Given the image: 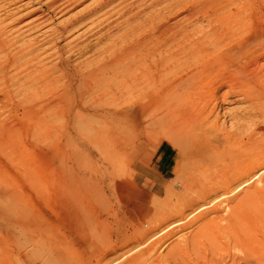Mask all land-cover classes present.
Wrapping results in <instances>:
<instances>
[{"label": "rangeland", "instance_id": "374dc122", "mask_svg": "<svg viewBox=\"0 0 264 264\" xmlns=\"http://www.w3.org/2000/svg\"><path fill=\"white\" fill-rule=\"evenodd\" d=\"M46 1L48 0H0V17L3 18L5 16L3 19H0V26L5 27V25H8L10 27V29L8 26L5 27V37L8 36L7 38L10 39L9 42L12 40L10 43L16 48L23 43L14 44L16 40L21 37H24L23 39L25 41L32 40L31 43L34 42L33 46L37 48L29 58L32 59L31 61H27L29 60L27 58L25 61H19L18 58H15V63L10 62V60L5 57L10 51V53L16 54V50L13 48L14 46H11L13 49L10 48V51L6 50L8 51L6 53L0 51V55H3L0 57V264H101L102 262L103 264H108L113 260L110 259L111 261H109L108 259L115 256L121 259L118 264H125L126 261L133 258L134 252L132 251V253L128 251V249H131V247L135 245L141 231L151 226L156 227L158 220H174L178 210L181 211L187 208L186 211H189V207L193 205L194 200L198 196L195 192L197 179L195 180V185L193 184L194 180H189L190 183L187 182L188 184H186L187 178L178 175L182 171L179 154L170 151L168 155L166 152L156 151V72L158 71L159 74L162 70L163 72L161 71L159 74L162 77L164 76L163 74H165L164 72H167L164 78L172 79V77L174 78L176 76L174 72L175 69L172 68L173 70L171 72H174L172 75L171 73L169 74L167 70L170 68L169 66L171 63L172 65H176L178 63L176 60H179V65L183 61V56H187L188 59L185 58L187 60L190 58L191 60H189V62L185 60L188 66L192 67L194 64L193 61L195 60L194 55L196 54L186 53V55H182V58L180 57L181 59L175 60L172 58L173 61L172 59L168 60L170 55L166 54L165 51L163 55H169V57L167 56L168 59L166 56H160L158 51V53L154 51L156 50V28L161 26L164 22L170 24L182 20L183 22H181L184 24V17L187 15L185 23L187 27L191 26V29L188 28L189 34L192 32L191 37L194 36V38H199L203 34L209 39L214 37L215 33L219 38L220 35L223 34H229L230 38H236L242 35L244 33L243 31L248 27L253 26V22L255 21L253 20V13L264 10V0H227L228 2L226 0H160V2L159 0H125L126 2H122L124 0H111L110 2L112 3H109L107 5L108 7L104 8V12H101L103 11L102 9L98 12L99 14H94L95 17H91V20L89 19L86 21L87 25L84 22L83 24L76 25V28L74 27L73 29L67 27L68 32L64 31V35H60L59 37L56 36V38H60H57V40L55 36H48L49 34L53 35L50 32L52 29V33H55L54 28L56 30L61 29V26H64L69 18L72 19L75 16L77 17L79 14L86 11V8L89 9L106 0H68L69 2L56 4L52 8L47 5ZM211 1L214 3L211 4L212 6L210 5ZM236 1H238V3ZM7 2L10 3L6 4ZM171 2H173V5ZM176 2L177 5L175 7ZM178 2L182 3L179 4ZM233 2L234 4L232 5ZM64 3L65 5L63 6ZM186 4L188 5V9ZM180 5H184L182 6L183 8L181 7L179 9ZM116 6H119L121 9ZM123 6H125V9ZM255 6L257 7L256 9H254ZM239 9L241 11L240 13ZM34 10H36V12L26 14ZM166 10L168 12L170 11V13ZM173 10H175L174 13L172 12ZM222 10L228 12L232 11L233 13L236 12L238 15L240 14L239 16L233 17L238 24L239 22L242 24L237 30L235 29L233 34L227 31L222 19H220L219 16H215L216 14L214 15L216 11L218 13ZM130 11L131 13H129ZM39 13L40 15H38ZM149 13H151L152 16L149 15ZM171 13L173 15L167 18ZM7 14H11V16ZM159 14L162 15L160 16L161 19L159 18ZM157 15L158 18H156ZM17 18H19V22L11 26L10 23L12 19ZM144 18L148 20L147 23L149 25ZM93 21H95L94 25L91 23ZM262 21L263 20H261L260 23ZM16 24V28L20 26L18 29L21 33L23 31L22 29H26L23 31V35L19 33L18 29L16 30ZM31 24H33V27ZM36 24H40V26L38 25L37 27ZM233 24L234 23L230 24L232 28H234ZM89 30L91 31L89 32ZM151 31H153V35ZM48 32L49 34L46 35ZM10 33L13 35H18L19 33L20 37L17 38V35L13 37ZM100 33H102V35H100ZM70 35L71 40H68L70 39ZM25 36H27V38ZM30 36H32V38ZM121 36L123 37L122 39L119 38ZM147 36H149L148 39ZM150 36L153 37L150 38ZM29 37L30 39L28 40ZM130 37L132 38V40H130L131 43L134 41L132 44L136 43L138 40L141 41V39L144 42L142 44H146L144 46H138L139 49L137 45L130 44V41H128ZM66 39L69 43H66ZM160 39H162V37ZM153 40H155V42H153ZM53 41L55 42L52 44ZM124 41H127L126 45ZM225 41H222L223 44L221 43V46L217 45L218 47L216 46L214 51L211 49L210 53L215 55L221 51ZM44 42H46V44ZM110 42L111 44H109ZM104 43H106L107 46H112L106 51V49H103ZM114 43H120L122 46L120 44H115V46H118H116V48ZM81 44L88 46L87 50H81L84 46ZM80 45L81 47H79ZM43 46L45 49H41ZM55 46H57L60 51ZM141 47L142 49L143 47L146 49H143L142 52ZM150 49L154 50L151 51ZM128 51H130L131 54H129ZM104 52L105 54H103ZM124 52L126 54L128 52V58H126L127 55ZM39 53H42L43 56ZM144 54H148L146 55L147 58H149V55L153 58H149L150 61L152 60V63L149 61L151 64ZM223 54L221 53L219 56ZM141 55L144 56L142 57ZM245 55L243 54L242 57L240 56L238 58L239 64L241 63L242 66L246 65V67L251 65V68H246L249 70V73L259 72L260 69H262L261 65L263 64L264 66V61L261 60L255 67L250 63L247 65L246 61L251 58V55ZM9 56H11V54H9ZM121 56H124L126 60L124 57L122 59ZM139 56H141L140 59ZM162 57L165 58V61L161 62L160 60L163 59ZM157 59L161 63H165L161 65ZM142 60L144 63H138V61L141 62ZM153 60L155 61L154 65H152L154 62ZM37 61L41 64L37 63L38 65H35L34 63ZM114 61L117 63L114 64ZM118 62L120 65H118ZM228 63L227 61L220 62V67L222 68L221 74H224L221 80L217 78L218 80L212 82L214 86H218V84L222 82L221 86L223 87L220 88L218 95H224L226 92L225 88H228L227 92H229L230 88H232L230 91L239 89L240 86L237 87V84L241 85L242 82L241 80L233 78V74L228 68L223 70L224 66L229 65ZM165 64H168V67ZM24 65L25 67H23ZM3 66L5 68L8 66L9 69H5ZM13 66L17 68L14 69ZM28 66H32V68H27ZM165 68H167L166 71L164 70ZM183 68H185V65H183L181 69L177 67L178 72ZM7 69L9 71H7ZM263 69L259 74L262 75V79L264 80ZM2 71L7 72L5 73ZM19 71L22 73L20 74ZM27 71L30 72V74ZM16 72H18L19 75ZM101 72L103 73L100 74ZM105 72L107 74H105ZM225 72L231 73V76ZM115 73H117V75ZM3 74L6 75L4 76ZM33 74L34 76H31ZM89 74H91V76ZM11 75H15V77L13 78ZM102 75L103 77L106 75L105 78L107 79L103 78ZM107 75L109 77H107ZM21 76L22 78H20ZM128 76L129 78L127 79ZM23 77H26V80ZM32 79L36 81L34 82ZM17 81H19L18 84L19 86L21 85L20 87H25V85L28 84L29 88L27 85V89L22 88L21 90L19 86L17 88ZM216 81H218V83ZM239 81L241 82L239 83ZM21 83L25 85L23 86ZM6 88L10 90V97H5L3 95V92L7 90ZM78 89L87 91V93H84L86 96L83 94L81 97H78ZM70 90L72 94L69 93ZM241 95L242 94H233L232 96V94H229L231 98L226 96L229 100L225 98L227 103L222 100L224 102L222 107L220 105L222 103L220 99L215 102L211 100L210 102L213 105L217 103L215 110L217 109L219 111L220 109V112L214 110V113L208 118L210 122L206 120L203 123L208 121L207 124L205 123L204 125H207L209 129H212L211 125L215 123L219 131H214V134L218 137L220 134H223L224 131H227L229 135H231V140L246 141L247 138H254L252 142L237 144V146L231 144L228 148L230 150H243L241 158L243 156L244 158L242 159L247 158L246 155H253V157L257 155L263 156L264 114H260L257 111L258 109H252V105H249L250 102L245 98L246 96L243 97L242 95V98ZM230 99L233 102H231ZM234 99L237 102H235ZM242 99H244V101ZM40 101H43V103ZM261 101H259L260 104L263 103ZM37 102L39 103L38 106H36L38 104ZM210 102L208 106L211 104ZM218 102L221 103L219 104ZM212 104L211 106H213ZM245 105H248L247 107L250 106L252 110ZM39 107H41L40 110H38ZM246 108L249 109L251 113L254 111L258 116L255 115L250 120L245 119L246 121L244 119L238 118L236 120L231 118L234 114L236 116L239 114H246V111L248 112ZM240 109L244 110V112H241ZM213 114H216L218 118L216 122L213 120L216 116H212ZM211 119L213 121H211ZM221 128H223V130ZM243 128L245 130H243ZM244 131L247 132L244 134ZM251 132H253V134ZM158 135H161V133H158ZM249 144L252 145V147L249 146ZM159 152L163 154H159ZM257 152H259V154H257ZM164 156L166 160V170L162 172L165 180L163 182L162 191L160 194L156 195L149 190L151 182L150 177H152L156 171L157 162L164 161ZM112 158L114 159L112 160ZM176 176L178 178H176ZM180 179L181 181L184 180L185 183L181 182ZM191 188L195 189L192 190ZM171 190L173 192H171ZM189 199L193 202L191 200L189 201ZM153 203L156 204L154 205ZM195 227L196 225H193L189 227L190 229L188 227L182 229L180 226H177L172 230L177 229L179 230L177 234H183L191 229L194 230ZM138 229L142 230L140 231ZM226 235L228 234L222 232L217 237V239L219 238L218 242L220 247L217 246V250H215L217 253L211 252L213 250H211L212 248L209 246L208 240L205 238L206 236L203 235V237H200L201 239L199 238L200 240L197 246L183 249L176 258L172 261H168L166 264H194L195 262V264L199 262L204 264V262L207 263L208 261L209 263L213 261V259L220 258L223 262L220 263L225 264L229 262L230 256L236 252V248H239V246H233L232 243L227 240L228 236L226 238ZM220 237L222 238L221 240ZM167 240L170 241L173 239L170 238L164 241L166 242ZM139 241L141 240L139 239ZM165 242H163V244H168V241ZM223 244L228 248L225 249V252L223 250ZM146 246H148V244H146ZM122 252L126 255L123 259L121 257ZM214 254H216V256H213ZM235 254H237V252ZM225 258H227V260H225ZM107 260L109 262H107ZM150 263L149 259L143 258L140 264ZM151 264H156V262Z\"/></svg>", "mask_w": 264, "mask_h": 264}, {"label": "bare ground", "instance_id": "6f19581e", "mask_svg": "<svg viewBox=\"0 0 264 264\" xmlns=\"http://www.w3.org/2000/svg\"><path fill=\"white\" fill-rule=\"evenodd\" d=\"M70 1V0H69ZM68 0H48L47 5L50 6L51 8L54 7V5L59 4V3H63V2H69ZM73 1V0H71ZM77 1V0H76ZM111 0H106L105 2L99 3L96 6H93L89 9L86 8V11L82 12L80 11L81 14H79L77 17H73L72 19L69 18L68 22L64 25L61 26V29H55V33H52L53 29L50 31L51 34L50 35L49 32L46 34L48 36H55V39L57 40V38L60 35H64L63 32H68L67 31V27H69L70 29H73L76 25H80L83 24L84 22L86 23L87 20H89L91 17H95L94 14L98 13L99 11H101L103 9L104 12V8L108 7L107 5ZM114 1V0H113ZM122 1V0H121ZM120 1V2H121ZM129 1V0H128ZM162 1V0H161ZM186 1V0H184ZM188 1V0H187ZM217 1V0H216ZM221 1V0H220ZM227 1V0H226ZM251 1V0H250ZM119 2V3H120ZM122 2H126L125 0ZM160 2V0H159ZM167 2V1H166ZM228 2V1H227ZM238 3V1H236ZM10 2H7L6 4H8ZM93 3V2H92ZM157 3V2H156ZM173 2H171L172 4ZM179 4H181L182 2H178ZM219 3V1H218ZM249 3V2H248ZM255 3V2H254ZM94 4V3H93ZM121 4V3H120ZM127 4V3H125ZM131 4V2H130ZM133 4V2H132ZM175 4V3H174ZM184 4V3H183ZM189 4V3H188ZM214 4L212 3V1L210 2V5ZM224 4V3H223ZM234 4V2L232 3V5ZM250 4V3H249ZM65 5V3L63 4V6ZM91 5V4H90ZM124 5V4H122ZM121 5V6H122ZM173 5V4H172ZM177 5V2L175 4V7ZM185 5V4H184ZM182 5V6H184ZM208 5V4H207ZM230 5V6H232ZM62 6V5H61ZM60 6V7H61ZM62 6V7H63ZM168 6V5H167ZM171 6V5H169ZM180 5L179 9L182 7ZM188 5L186 4V7ZM190 6V5H189ZM212 6V5H211ZM214 6V5H213ZM219 6V5H218ZM37 7V6H35ZM49 7V8H50ZM119 7V6H116ZM125 6H123L124 8ZM174 7V8H175ZM227 7V6H226ZM233 7V6H232ZM120 8V7H119ZM122 8V10H123ZM153 8V7H152ZM183 8V7H182ZM230 8V7H229ZM234 8V7H233ZM237 8V7H236ZM257 7L255 6L254 9H256ZM263 8V7H262ZM34 9V8H33ZM32 9V10H33ZM36 9V8H35ZM41 9V8H39ZM58 9V8H56ZM121 9V8H120ZM119 9V11H120ZM125 9V8H124ZM186 9V8H185ZM188 9V7H187ZM246 9V8H245ZM244 9V10H245ZM121 10V11H122ZM168 10V9H167ZM166 10V11H167ZM171 10V9H170ZM177 10V9H176ZM227 10V9H225ZM222 10L221 12L216 11V13H214L215 16H219L220 19H222V21L225 24V27L227 29L228 32H233L235 31V29L237 30L238 27H241V23L236 22V19H234V16H237L238 14H236V12H232V11H225ZM237 10V9H236ZM235 10V11H236ZM247 10V9H246ZM13 11V10H12ZM42 11V10H41ZM55 11V10H54ZM164 11V10H163ZM175 10H173L172 12L174 13ZM183 11V10H182ZM234 11V10H233ZM36 12V10L32 11L31 13L28 12L26 14H32ZM168 12V11H167ZM208 12V11H206ZM240 9H239V13H240ZM38 13V12H37ZM122 13V12H121ZM131 13V11L129 12ZM133 13V12H132ZM170 13V11L168 12ZM179 13V11H178ZM187 13V12H186ZM249 13V12H248ZM20 14V13H19ZM42 14V13H41ZM99 14V13H98ZM119 14V12H118ZM242 14V13H241ZM9 16H11V14H7ZM6 15V16H7ZM40 15V13L38 14ZM37 15V16H38ZM94 15V16H93ZM132 15V14H131ZM138 15V14H137ZM149 15H151V13H149ZM173 14L171 13V15H168L167 18L169 16H172ZM189 15V14H188ZM240 15V14H239ZM238 15V16H239ZM245 15V14H244ZM243 15V16H244ZM34 16V15H33ZM124 16V15H122ZM126 16V15H125ZM129 16V14H128ZM152 16V15H151ZM159 14V18H160ZM165 16V15H164ZM5 17V16H4ZM3 17V18H4ZM135 17V16H134ZM133 17V18H134ZM147 17V16H146ZM150 17V16H149ZM187 17V15H186ZM186 17H184V24L180 21V22H174V23H170L168 24L167 22H162L163 24L159 27L156 28V39L154 37V39L156 40V50L154 49H150L151 51H158L159 55L162 56L163 52L165 51L166 54L169 55H163V56H168L167 59L171 60L173 59H181L182 55H186V53H194L196 55L195 56V60L193 61L194 64L192 67L188 66L187 61L189 62V60H191L187 56H183V61L182 63H179V60H176V62L178 61V63L176 65H171L169 66L170 68L167 69L165 68L164 70L166 71V69L169 71L168 73L171 75L175 72V77L172 79H167L164 78L165 74L167 72H164L165 74H163L164 76L162 77L161 75H159L161 73V71L158 74V71L156 72V151H163L164 153L166 152L168 155L171 152H176L179 154V160L181 161V168L182 171L178 174L179 176H183L187 178L186 184L190 183L189 180H194V185H195V180L197 182L196 185V189L195 192L197 193V198L194 199V203L193 205H191V207H189V211H186V209L181 210V211H177L178 213H176V219L174 218V220H170V219H161L158 220L156 223V227H149L143 231H141L142 229H138L140 230V236L139 239L141 241L136 240L135 245H133L131 247V249L129 248L128 251H133V258H131L130 260L126 261L125 264H130V263H134V264H140L144 259H149L151 263H163L166 264L168 261H172L174 258H176L180 251H182L183 249H187L188 247H194L197 246L199 243V240L201 239L200 237L203 235L206 236L205 238H207L208 240V244L209 246L212 248L211 252H216L215 250H217V246L219 247V238L217 239V237L222 233L225 232L228 235H226L227 240L232 243L233 246H239V248H236V252L237 254H235L236 252H234V254H232V256H230V260L229 262H226L225 264H264V158L262 155H257L255 157H253V155H246L247 158H244V156L241 158V155L243 154V150L239 151L236 149H228L230 147L231 144H234L237 146V144H246L248 142H252V139L247 138L246 141H236V139L231 140V135H229V132L224 131L223 134H220V136L218 137L216 134H214V131H219L218 126H216V124L214 123V125H211V128L213 129H209V127L204 125L205 123L207 124V122L209 121L208 118L209 116L214 113L213 111L215 110V107L217 105V103H214V105L210 102L211 100H213L214 102L218 99H220L221 101L224 100H229L228 98H226V96L229 97V94H242L243 97L246 96L245 98H247L246 100H248L249 105H252V109L255 108L254 110H257L260 114H264V80L262 79V75L259 74V72H261V70L263 69V64L261 65L262 69H258L259 72H250L249 70L246 69V65L242 66V64H239V57L244 54H250L251 58L249 60L246 61L247 65L253 64V66H257L259 64V62L261 60L264 61V10L263 11H259V12H254L253 13V20H255L253 22V26L248 27L245 31H243L244 33L238 37H234V38H230L229 34H223L219 36H217L214 33V37L212 38H207L205 35H201L199 38L192 36L191 37V30H190V34L188 31V28L191 29L190 27H187V24L185 23ZM189 17V16H188ZM251 17V15H250ZM2 17H0L1 19ZM2 18V19H3ZM109 18V17H107ZM127 19V16L125 17ZM154 18V17H153ZM158 18V15L157 17ZM238 18V17H236ZM252 18V17H251ZM9 19V17H8ZM7 19V20H8ZM19 18L17 19H12L10 25L14 26L15 23H18ZM28 19V18H27ZM125 19V20H126ZM146 20V18H144ZM143 19V20H144ZM161 19V18H160ZM171 19V18H170ZM189 19V18H188ZM249 19V18H248ZM247 19V20H248ZM35 20V19H34ZM40 20V19H39ZM91 20V19H90ZM98 20V19H97ZM107 20V19H106ZM157 20V19H156ZM155 20V21H156ZM163 20V19H162ZM169 20V19H168ZM167 20V21H168ZM180 20V19H179ZM190 20V19H189ZM242 20V19H241ZM250 20V19H249ZM263 20L261 23L260 21ZM27 21V20H26ZM45 21V20H44ZM43 21V22H44ZM148 20H146L147 23ZM159 21V20H158ZM197 21V20H196ZM239 21V20H237ZM246 21V20H245ZM5 22V21H2ZM1 22V23H2ZM9 22V20H8ZM39 22V21H38ZM37 22V23H38ZM65 22V21H64ZM94 22L93 23L94 25ZM142 22V21H141ZM151 22V21H149ZM153 22V20H152ZM151 22V23H152ZM6 23V22H5ZM31 23V22H30ZM29 23V26H30ZM34 23V22H32ZM36 23V22H35ZM46 23V22H45ZM143 23V22H142ZM144 23V24H146ZM161 23V21H160ZM194 23V22H193ZM233 24L232 25L230 24ZM26 24V23H25ZM24 24V25H25ZM28 24V23H27ZM41 24V23H40ZM40 24H36V26L38 27V25L40 26ZM148 24V23H147ZM146 24V25H147ZM154 24V23H153ZM151 24V25H153ZM189 24V23H188ZM3 25V24H1ZM23 25V24H21ZM33 27V24H31ZM42 25V24H41ZM45 25V24H44ZM87 25V23H86ZM85 25V26H86ZM91 25V24H90ZM149 25V24H148ZM158 25V24H157ZM195 25V23H194ZM197 25V24H196ZM8 25H5V27H7ZM82 26V25H81ZM92 26V25H91ZM90 26V28H91ZM154 26V25H153ZM5 27L0 26V51H2V53H6L9 50L12 45V40L9 42V38L5 37L4 35V30ZM17 27V24L15 26V28ZM20 26H18L19 28ZM30 27V28H32ZM84 27V26H83ZM89 27V25H88ZM150 27V26H148ZM8 28L10 29V27L8 26ZM13 28V27H11ZM16 28V30L18 29ZM29 28V27H28ZM58 28V27H57ZM76 28V27H75ZM79 28V27H78ZM103 28V27H102ZM68 29V30H70ZM153 29V28H152ZM195 29V28H194ZM12 30V29H11ZM23 31L26 30L25 28L22 29ZM21 30V31H22ZM28 30V29H27ZM32 30V29H30ZM37 30V29H36ZM35 30V31H36ZM75 30V29H74ZM81 30V29H80ZM109 30V29H108ZM19 31V29H18ZM22 31V33L19 31L20 34H24V32ZM33 31V30H32ZM71 31V30H70ZM85 31V30H84ZM91 30H89L90 32ZM240 31V30H239ZM15 32V31H14ZM26 32V31H25ZM29 32V31H28ZM38 32V31H37ZM46 32V31H45ZM73 32V31H72ZM79 32V31H78ZM86 32V31H85ZM104 32V31H103ZM108 32V31H107ZM153 31H151L152 33ZM197 32V31H196ZM219 32V31H218ZM7 33V32H6ZM12 34L13 37L15 35H17V38L20 37V34ZM31 33V32H29ZM28 33V34H29ZM44 33V32H42ZM88 33V32H87ZM133 33V32H132ZM239 33V32H238ZM26 34V33H25ZM27 34V35H28ZM34 34V33H32ZM36 34V33H35ZM55 34V35H54ZM67 34V33H65ZM79 34V33H78ZM82 34V33H81ZM84 34V33H83ZM91 34V33H89ZM126 34V33H125ZM124 34V36H125ZM129 34V33H128ZM127 34V35H128ZM134 34V33H133ZM132 34V35H133ZM21 35V36H22ZM37 35V34H36ZM42 35V34H41ZM45 35V36H46ZM68 35V34H67ZM74 35V34H73ZM100 35H102V33H100ZM104 35V34H103ZM126 35V36H127ZM131 35V34H130ZM153 35V33H152ZM194 35V34H193ZM46 36V37H48ZM56 36H58L56 38ZM78 36V35H77ZM129 36V35H128ZM127 36V37H128ZM10 37V35H9ZM27 38V36H25ZM32 38V36H30ZM30 37L28 38V40L30 39ZM50 37V38H51ZM69 37V36H68ZM73 37V36H72ZM76 37V36H75ZM102 37V36H101ZM104 37V36H103ZM109 37V35H108ZM107 37V40H108ZM126 37V38H127ZM149 36H147L148 39ZM153 36H150V38ZM162 37V39H160ZM202 37V39H201ZM12 38V37H11ZM24 38V37H23ZM22 37L20 39H17L16 42L14 44H18L20 42L21 43L19 46H17V48L14 46L13 48H15L16 50V54H12L10 52H8L9 54H11V56H9V54L5 57H7L10 62L15 63V58H18L19 61L22 60H27L32 56L33 51H35L36 46H33L34 42H32V40L30 41H25ZM34 38V37H33ZM44 38V36H43ZM42 38V39H43ZM62 38V37H61ZM74 38V37H73ZM99 38V37H98ZM105 38V37H104ZM119 38H123L122 36ZM125 38V37H124ZM131 38V37H130ZM132 40V38L130 39ZM140 38V37H139ZM146 38V37H145ZM144 38V39H145ZM197 38V39H196ZM46 39V38H45ZM60 39V38H58ZM226 39V41H225ZM15 40V39H13ZM49 40V39H48ZM54 40V39H53ZM55 40V41H56ZM67 40V39H66ZM71 40V35H70V39ZM67 40L66 43H69ZM120 40V39H119ZM138 40V39H137ZM155 40H153V42H155ZM25 41V42H24ZM52 41V40H51ZM50 41V43H51ZM53 41L52 44L55 42ZM61 41V40H60ZM59 41V42H60ZM77 41V40H76ZM96 41V40H95ZM111 41V40H109ZM149 41V40H148ZM147 41V42H148ZM151 41V40H150ZM222 41L224 42V45H222L223 47L221 48V51H219L218 53H216L215 55L210 53V50L213 49L217 46L220 45L221 43L223 44ZM14 42V41H13ZM86 42V41H85ZM102 42V41H101ZM115 42V41H113ZM120 42V41H119ZM127 42V41H126ZM126 42L124 41V44L126 45ZM134 41H132L133 43ZM136 42V41H135ZM46 44V42H44ZM48 43V42H47ZM48 43V44H50ZM73 43V42H72ZM71 43V44H72ZM100 43V42H99ZM121 43V42H120ZM118 43V44H120ZM130 41V44H132ZM141 39L138 40L136 43L132 44V45H137V47L139 46H144L145 44ZM226 43V44H225ZM47 44V45H48ZM58 44V43H57ZM70 44V45H71ZM86 44V43H85ZM95 44V43H93ZM105 45L103 46V49H107L110 46H107L106 43H104ZM111 44V42L109 43ZM117 43H114V46ZM117 44V45H118ZM129 44V43H127ZM129 44V45H130ZM45 45V46H47ZM61 45V44H60ZM78 45V44H77ZM84 45V44H81ZM81 45L79 47H81ZM97 45V44H95ZM116 45V46H117ZM121 45V44H120ZM124 45V47H125ZM131 45V46H132ZM150 45V44H149ZM155 45V44H154ZM153 45V46H154ZM37 46H41V45H37ZM62 46V45H61ZM69 46V45H68ZM72 46V45H71ZM76 46V45H75ZM115 46V47H116ZM122 46V45H121ZM128 46V45H127ZM152 46V44H151ZM150 46V47H151ZM221 46V45H220ZM219 46V47H220ZM52 47V46H51ZM57 47V46H55ZM118 47V46H117ZM116 47V48H117ZM138 47V48H139ZM146 47V46H145ZM218 47V46H217ZM11 48V49H13ZM50 48V47H49ZM58 48V47H57ZM61 48V47H60ZM63 48V47H62ZM88 46L84 45L83 48L81 50L85 51L87 50ZM113 48V47H112ZM120 48V46H119ZM152 48V47H151ZM40 49V48H39ZM41 49H45L44 46ZM40 49V50H41ZM54 49V48H53ZM80 49V48H79ZM100 49V48H99ZM130 49V48H129ZM128 49V50H129ZM133 49V48H131ZM140 49V48H139ZM142 49V47H141ZM143 49L145 50L146 48L143 47ZM143 49L141 50L143 52ZM216 49V48H215ZM57 50V49H56ZM59 50V48H58ZM101 50V49H100ZM123 50V49H122ZM137 50V48H136ZM135 50V51H136ZM148 50V49H147ZM149 50V52H150ZM13 51V50H12ZM60 51V50H59ZM105 51V50H104ZM119 51V50H118ZM121 51V50H120ZM43 52V51H41ZM82 52V51H81ZM92 52V51H91ZM129 54L130 51H128ZM127 52V54H128ZM133 52V51H132ZM141 52V53H142ZM157 52V53H158ZM56 53V52H55ZM107 53V52H106ZM125 53V52H124ZM123 53V54H124ZM138 53V52H137ZM140 53V52H139ZM151 53V52H150ZM154 53V52H153ZM156 53V54H157ZM162 53V54H161ZM223 54L221 56H219L220 54ZM37 54V52H36ZM42 54V53H39ZM105 54V52L103 53ZM126 54V53H125ZM126 54V55H127ZM143 54V53H142ZM46 55V54H45ZM138 55V54H137ZM136 55V56H137ZM140 55V54H139ZM145 55V54H144ZM143 55V56H144ZM148 55V54H146ZM145 55V57H146ZM158 55V54H157ZM247 55V56H248ZM3 56V55H2ZM0 55V57H2ZM41 56V55H40ZM43 56V54H42ZM142 56V55H141ZM139 56V59L140 57ZM142 56V57H143ZM190 56V55H189ZM246 56V55H245ZM122 57V56H121ZM124 57V56H123ZM122 57V59H123ZM181 57V58H180ZM187 59H186V58ZM234 57V58H233ZM24 58V59H23ZM27 58V59H26ZM42 58V57H41ZM125 58V57H124ZM128 58V55L127 57ZM125 58V60H126ZM135 58V57H134ZM138 58V57H137ZM147 58V57H146ZM149 58L150 57L149 55ZM148 59V62L150 61ZM161 58V57H160ZM159 58V59H160ZM163 58V57H162ZM3 59V58H2ZM5 60H7L6 58H4ZM103 59V58H102ZM101 59V61H102ZM144 59V58H143ZM153 59V58H152ZM172 59V61H173ZM187 61H186V60ZM241 59V58H240ZM245 59V58H244ZM17 60V61H18ZM32 59H29L27 61H31ZM40 60V59H39ZM38 60V61H39ZM57 60V59H56ZM166 60V61H168ZM26 61V63H27ZM36 61V60H35ZM35 62L34 64L36 65L39 62ZM118 61V60H116ZM116 61H114V64L117 63ZM121 61V60H120ZM140 61V60H139ZM138 63H142L143 60L141 62ZM154 61V60H153ZM157 61H159L157 59ZM156 61V62H157ZM162 61H165V58H163ZM159 61V62H160ZM221 61H227V63L229 65L224 66L223 70L225 68H228V70H231L232 72V77L237 79V80H241L239 81V83L241 82V85L237 84V87H239V89L237 90H232V88H230L229 92H227V89L225 88L226 92L223 95H218L220 92V88L223 87L222 82L220 84H218V86H214L212 84L213 81L218 80V79H222V68L220 67V62ZM243 61V59H242ZM262 61V62H263ZM34 62V61H33ZM43 62V61H42ZM111 62V61H109ZM122 62V61H121ZM133 62V61H132ZM147 62V61H146ZM145 62V64H146ZM152 63V60L150 61ZM149 62V63H150ZM159 63L161 65H163L164 63ZM175 62V61H174ZM173 62V63H174ZM238 62V64H237ZM1 63V62H0ZM3 63V60H2ZM19 63V62H17ZM21 63V62H20ZM112 63V62H111ZM123 63V62H122ZM144 63V62H143ZM150 63V64H151ZM226 63V62H225ZM11 64V63H10ZM9 64V65H10ZM24 64V63H22ZM30 64V63H29ZM41 64V63H39ZM107 64V63H106ZM155 64V61L153 62L152 65ZM175 64V63H174ZM187 64V65H186ZM236 64V65H235ZM244 64V62H243ZM4 65V63H3ZM17 65V64H16ZM38 65V64H37ZM96 65V64H95ZM118 65L119 62H118ZM141 65V64H138ZM149 65V64H148ZM166 66L168 64H165ZM164 65V66H165ZM183 65H185V68H183L180 72H178L177 67H179V69H181L183 67ZM219 65V66H218ZM22 66V65H20ZM34 66V65H33ZM100 66V65H98ZM106 66V65H105ZM122 66V65H121ZM120 66L121 70L122 67ZM127 66V65H126ZM131 66V65H130ZM160 66V65H159ZM158 66V67H159ZM222 66V65H221ZM14 67V66H13ZM12 67V68H13ZM25 67V65L23 66ZM32 66H28L27 68H29ZM157 67V68H158ZM168 67V66H167ZM259 67V68H261ZM3 68H5L3 66ZM8 68V66L6 67ZM5 68V69H6ZM17 68V67H16ZM14 67V69H16ZM21 68V67H20ZM105 68V67H104ZM107 68V66H106ZM109 68V67H108ZM119 68V67H118ZM127 68V67H126ZM174 68L175 71L171 72ZM232 68V69H230ZM248 68H251V65H249ZM9 69V68H8ZM7 69V71H9ZM24 69V68H23ZM26 69V68H25ZM98 69V68H97ZM256 69V68H255ZM4 70V69H2ZM22 70V69H20ZM99 70V69H98ZM107 70V69H106ZM105 70V71H106ZM116 70V69H115ZM120 70V69H119ZM118 70V71H119ZM227 70V69H226ZM257 70V69H256ZM6 71V72H7ZM117 71V72H118ZM127 71V70H126ZM264 71V69H263ZM5 72V71H2ZM5 72V73H6ZM25 72V71H24ZM28 72V71H27ZM26 72V73H27ZM104 72V71H103ZM103 72H101L100 74H102ZM153 72V71H152ZM163 72V71H162ZM178 72V73H177ZM1 73V72H0ZM18 73V72H16ZM19 73L21 74L22 72L19 71ZM18 73V75H19ZM30 74V72H28ZM112 73V72H111ZM120 73V72H119ZM177 73V74H176ZM227 73V72H225ZM264 73V72H263ZM8 74V73H7ZM14 74V73H13ZM25 74V73H24ZM22 74V75H24ZM28 74V75H29ZM105 74H107L105 72ZM113 74V73H112ZM117 75V73H115ZM121 74V73H120ZM228 75H230L229 73H227ZM1 75V74H0ZM4 75V74H3ZM6 75V74H5ZM4 75V76H5ZM17 75V77H18ZM27 75V74H26ZM91 76V74H89ZM226 75V74H225ZM12 76V75H11ZM31 76H34L31 75ZM29 76V77H31ZM121 76V75H120ZM125 76V75H124ZM167 76V75H166ZM231 76V75H230ZM229 76V78H230ZM13 78L15 77L12 76ZM27 77V76H26ZM26 77L25 78L26 80ZM103 77V75H102ZM106 77V75H105ZM103 77V78H105ZM107 77H109L107 75ZM131 77V76H130ZM134 77V76H133ZM220 77V78H219ZM227 77V76H226ZM231 77V79L233 80V78ZM3 78V77H2ZM6 78V77H5ZM22 78V76L20 77ZM90 78V77H89ZM102 78V79H103ZM126 78V77H125ZM129 78V76L127 77V79ZM218 78V79H217ZM228 78V77H227ZM29 79V78H28ZM31 79V78H30ZM35 79V77H34ZM32 79L34 82L36 80ZM37 79V77H36ZM91 79V78H90ZM107 79V78H105ZM229 79V80H231ZM17 80V78H16ZM125 80V79H124ZM228 80V79H227ZM13 81V80H12ZM15 81V80H14ZM92 81V80H91ZM225 81V80H224ZM234 81V80H233ZM236 81V80H235ZM21 82V81H20ZM69 82V81H68ZM218 83V81H216ZM229 82V81H228ZM227 82V83H228ZM19 83V81H17V84ZM23 83V82H22ZM21 83V84H22ZM42 83V82H41ZM226 83V84H227ZM234 83V84H235ZM4 84V83H3ZM38 84V83H37ZM95 84V83H94ZM224 84V83H223ZM225 84V85H226ZM233 84V86H234ZM15 85V82H14ZM23 85V84H22ZM25 85V84H24ZM23 85V86H24ZM28 87V84H26ZM25 87H20L19 84L17 85L21 88H26ZM31 85V84H30ZM35 85V84H34ZM230 85V84H229ZM2 86V85H1ZM228 86V85H227ZM226 86V87H227ZM231 86V85H230ZM70 87V86H69ZM232 87V86H231ZM29 88V87H28ZM33 88V85H32ZM41 88V87H40ZM234 88V87H233ZM2 89V88H1ZM7 89V88H6ZM16 89V87H15ZM18 90V89H17ZM24 90V89H23ZM34 90V89H33ZM3 91V90H2ZM10 90H5V92H3V95L5 97H10ZM20 91V90H18ZM22 92V91H20ZM19 93V92H18ZM69 93H71V90L69 91ZM84 93H87V91L82 90V89H78V97H81ZM89 93V92H88ZM92 93V92H91ZM228 93V94H227ZM41 94V93H40ZM68 94V92H67ZM72 94V93H71ZM90 95V94H89ZM210 95V96H208ZM218 95V96H217ZM241 95V97H242ZM23 96V95H22ZM84 96H86V94H84ZM88 96V94H87ZM239 96V95H238ZM92 97V96H91ZM240 97V99H241ZM242 97V98H243ZM226 98V100H225ZM231 98V97H229ZM238 98V97H237ZM72 99V98H71ZM233 100V99H232ZM235 100V99H234ZM244 101V99H242ZM241 100V101H242ZM262 100V101H261ZM23 101V100H22ZM212 101V102H213ZM231 101V99H230ZM239 101V98H238ZM259 101L263 102L262 104L259 103ZM41 103H43V101H40ZM98 102V101H97ZM211 103L213 106H211V104L208 106V103ZM233 102V101H231ZM235 102H237L235 100ZM38 103V102H37ZM36 103V104H37ZM219 103V102H218ZM221 103V102H220ZM219 103V104H220ZM224 102L222 101V103L220 104L222 107V104ZM227 103V101H226ZM45 104V103H44ZM218 104V105H219ZM246 104V103H245ZM248 104V103H247ZM19 105V104H18ZM17 105V106H18ZM39 103L36 105L38 106ZM246 106V105H245ZM248 106V105H247ZM246 106V107H247ZM219 107V106H217ZM250 107V106H249ZM247 107V108H249ZM250 107V110H252ZM257 107V108H256ZM37 108V107H36ZM248 112L246 111V114L242 115V116H236L235 114L231 117L234 119H247L250 120L252 119L256 114L249 112V109H247ZM41 107L38 108V110H40ZM244 109V108H243ZM27 110V109H26ZM217 110V109H216ZM215 110V111H216ZM237 110V109H236ZM241 110V109H240ZM29 111V109H28ZM208 111V112H207ZM218 111V110H217ZM244 112V110H241V112ZM26 112V111H24ZM220 112V109L219 111ZM225 112V110H224ZM228 112V111H227ZM236 112V111H234ZM239 112V110H238ZM80 113V112H78ZM232 113V112H231ZM217 114V113H216ZM216 114L212 115V116H216ZM226 114V113H225ZM218 115V114H217ZM220 115V114H219ZM223 115V113H222ZM227 115V114H226ZM258 116V115H256ZM224 117V116H223ZM230 118V119H231ZM208 120L207 122L203 123L204 121ZM213 120L216 122L218 120L217 116L215 118H213ZM211 119V121H213ZM233 120V119H232ZM235 121V120H234ZM240 121V120H239ZM246 121V120H245ZM210 122V121H209ZM220 122V121H219ZM242 122V120H241ZM248 122V121H247ZM238 123V122H237ZM236 123V124H237ZM246 123V122H244ZM243 123V124H244ZM249 123V122H248ZM224 124V123H223ZM234 124V123H233ZM203 125V126H202ZM210 125V124H209ZM219 125V124H218ZM221 125V124H220ZM242 126V125H241ZM261 126V125H260ZM225 127V126H223ZM237 127V126H236ZM243 127V126H242ZM246 128V127H245ZM223 130V128H221ZM225 129V128H224ZM236 129V128H235ZM221 130V131H222ZM233 130V129H232ZM239 130V129H238ZM243 130H245L243 128ZM250 130V129H249ZM247 130V131H249ZM244 131V134L245 132ZM231 132V131H230ZM235 132V131H233ZM254 132V131H253ZM253 132H251L253 134ZM158 133H161V135H158ZM220 133V132H219ZM241 133V132H240ZM239 134V133H238ZM250 134V133H249ZM256 134V133H255ZM237 135V134H236ZM240 135V134H239ZM243 136V135H241ZM240 136V138H241ZM260 139V138H259ZM251 140V141H250ZM165 143H164V142ZM236 141V142H235ZM260 141V140H258ZM257 141V142H258ZM251 144V143H250ZM252 147V145H250ZM255 144V143H254ZM258 144V143H257ZM257 146V145H256ZM255 146V147H256ZM247 147V146H246ZM250 148V147H249ZM244 149V148H243ZM246 149V148H245ZM257 149V148H256ZM259 149V148H258ZM241 150V149H240ZM255 150V149H254ZM256 151V150H255ZM254 151V152H255ZM249 152V151H248ZM247 152V153H248ZM253 153V152H252ZM116 154V153H115ZM159 154H163L160 153ZM254 154V153H253ZM256 154V153H255ZM257 154H259V152H257ZM113 155V154H111ZM116 156V155H115ZM86 158V157H85ZM114 158H112L113 160ZM179 168V169H181ZM113 169V168H112ZM179 171V170H178ZM214 171V172H213ZM176 178H178L176 176ZM181 181V179H180ZM181 182H184L181 181ZM188 182V183H187ZM185 183V182H184ZM183 183V185H184ZM191 183V185H192ZM172 185V184H171ZM187 186V185H186ZM190 187V186H189ZM169 188V187H168ZM171 188V187H170ZM186 188V187H184ZM69 189V188H68ZM189 189V188H187ZM186 189V190H187ZM192 189V188H191ZM192 189V190H193ZM71 190V189H70ZM167 192V191H166ZM165 192V193H166ZM169 192V191H168ZM171 192H173L171 190ZM182 192V191H181ZM190 192V191H189ZM193 193V192H192ZM169 194V193H168ZM170 195V194H169ZM194 196V195H192ZM192 198V197H191ZM191 199H189L190 201ZM188 201V202H189ZM192 201V200H191ZM193 202V201H192ZM157 203V202H156ZM155 203V204H156ZM154 204V203H153ZM154 204V205H155ZM175 204V203H174ZM188 204V203H187ZM192 204V203H191ZM152 205V204H151ZM103 207V206H102ZM191 208V209H190ZM164 210V209H163ZM84 215V214H83ZM153 218V217H152ZM187 221H186V220ZM146 220V219H145ZM170 220V221H169ZM186 221V222H185ZM185 222V223H184ZM196 225V227L194 228V230H189L191 226ZM177 226H180V228L184 229L186 227H188L189 231L183 234H177L179 232V230L175 229L172 230L174 227L176 228ZM178 228V229H180ZM137 230V231H138ZM178 231V232H177ZM38 232V231H37ZM221 232V233H220ZM220 233V234H219ZM223 235V234H222ZM225 236V235H224ZM223 236V237H224ZM222 237V236H221ZM220 237V240L222 239ZM173 239V240H167L166 242L168 244H163V242H165L164 240L166 239ZM200 238V239H199ZM225 240V238H224ZM165 242V243H166ZM223 243V242H221ZM220 243V244H221ZM225 243V242H224ZM227 243V242H226ZM146 244H148V246H146ZM207 244V241H206ZM224 245V244H223ZM222 245V247H223ZM231 245V246H232ZM144 246H146L145 248H143ZM221 246V245H220ZM229 246V244H228ZM232 246V247H233ZM207 247V246H206ZM221 247V248H222ZM227 246L224 245V252ZM220 248V247H219ZM89 249V248H88ZM189 249V248H188ZM197 249V248H196ZM208 249V248H207ZM210 249V248H209ZM233 250V248H232ZM190 251V250H189ZM193 251V250H192ZM199 251V250H198ZM210 251V250H209ZM127 252V251H126ZM132 252V253H133ZM219 252V251H218ZM222 252V251H221ZM223 252V254H224ZM241 254H239V253ZM118 253V252H117ZM217 253V252H216ZM230 253V252H229ZM129 254V253H128ZM194 254V253H193ZM199 254V253H197ZM196 254V255H197ZM212 254V253H210ZM220 254V253H219ZM226 254V253H225ZM228 254V253H227ZM121 257L122 259L126 256L124 254V252L121 253ZM200 255V254H199ZM114 256V255H113ZM207 256V255H206ZM204 256V257H206ZM212 256V255H211ZM213 256H216V254H214ZM219 256V255H218ZM48 257V256H47ZM130 257V256H129ZM197 257V256H196ZM200 257V256H199ZM210 257V256H208ZM223 257V256H222ZM228 257V255H227ZM195 258V257H194ZM203 258V257H201ZM220 258V257H219ZM47 259V258H46ZM112 261H111V260ZM221 259V258H220ZM220 259H213V261L209 262L207 261L208 264H222L223 262ZM109 261H111L108 264H118V262L121 260L118 258V256L115 257H110L108 259ZM107 260V262H109ZM176 260V259H175ZM179 260V259H178ZM183 260V259H182ZM208 260V259H207ZM225 260H227V258H225ZM148 261V260H147ZM184 261V260H183ZM203 261V260H202ZM224 261V260H223ZM178 262V261H177ZM182 262V261H181ZM194 262V261H193ZM198 262V261H197ZM222 262V263H220ZM225 262V261H224ZM145 263V262H143ZM149 263V262H148ZM150 263V264H151ZM184 263V262H183ZM187 263V262H185ZM196 263V262H195ZM194 263V264H195ZM200 263V262H199ZM198 263V264H199ZM204 262V264H207ZM103 264V262L101 263ZM106 264V263H105ZM124 264V263H121ZM170 264V263H169ZM172 264V263H171ZM177 264V263H176ZM181 264V263H180ZM203 264V263H200Z\"/></svg>", "mask_w": 264, "mask_h": 264}, {"label": "crops", "instance_id": "0c3cea01", "mask_svg": "<svg viewBox=\"0 0 264 264\" xmlns=\"http://www.w3.org/2000/svg\"><path fill=\"white\" fill-rule=\"evenodd\" d=\"M164 161L162 162H157L156 164V171L154 172V175L150 177V185H149V190L153 192L154 194L158 195L162 191L163 188V182H164V174L163 172L166 170V160L164 156ZM163 171V172H162ZM142 183V182H141Z\"/></svg>", "mask_w": 264, "mask_h": 264}]
</instances>
